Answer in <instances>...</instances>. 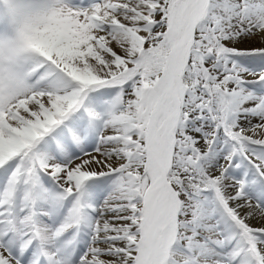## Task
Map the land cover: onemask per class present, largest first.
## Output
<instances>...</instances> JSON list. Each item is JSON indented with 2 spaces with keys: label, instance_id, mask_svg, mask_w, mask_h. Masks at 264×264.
<instances>
[{
  "label": "snow or ice",
  "instance_id": "snow-or-ice-1",
  "mask_svg": "<svg viewBox=\"0 0 264 264\" xmlns=\"http://www.w3.org/2000/svg\"><path fill=\"white\" fill-rule=\"evenodd\" d=\"M0 264H264V0H0Z\"/></svg>",
  "mask_w": 264,
  "mask_h": 264
}]
</instances>
